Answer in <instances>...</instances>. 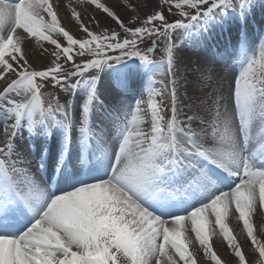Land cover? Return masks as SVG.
<instances>
[{
    "label": "snow or ice",
    "instance_id": "6c2138e0",
    "mask_svg": "<svg viewBox=\"0 0 264 264\" xmlns=\"http://www.w3.org/2000/svg\"><path fill=\"white\" fill-rule=\"evenodd\" d=\"M253 3L156 0L128 23L96 3L118 30L97 35L74 13L84 33L74 38L49 0H0V264H175L169 249L197 264L186 221L208 258L224 264L208 242L209 209L236 264H248L225 213L234 202L257 244L250 214L257 200L264 206V35L243 52L207 45L202 62L179 49L206 46L193 28ZM44 42L54 59L37 70L26 49ZM131 58L160 70L130 105L101 75ZM216 169L234 187L221 188ZM257 249L264 264V243Z\"/></svg>",
    "mask_w": 264,
    "mask_h": 264
},
{
    "label": "bare ground",
    "instance_id": "6f19581e",
    "mask_svg": "<svg viewBox=\"0 0 264 264\" xmlns=\"http://www.w3.org/2000/svg\"><path fill=\"white\" fill-rule=\"evenodd\" d=\"M8 2H15V0H8ZM49 2L53 5L54 11H56L59 22L62 20L65 23H61V26L65 28V30L69 32H73L74 28L72 26V21L67 20L68 13L71 12V9L79 2V0H49ZM156 0H144L143 3L138 4V9L144 11L146 10H152L153 6L155 5ZM94 11V10H93ZM81 16L84 15V11H81ZM45 21H50V18L46 14H41ZM66 17V18H65ZM237 17V15H236ZM231 19V16H225L222 17L220 22H218V25H216V34L212 36V38H204L201 34L202 28H193L192 34L193 36H199L204 39L206 46H196L193 43H187L188 46L192 47L195 51H200L201 54L200 58H202V61L210 56V50L209 47H207L208 43L212 40H215L216 42L220 43L221 41H229L232 42V36L230 38H223L224 31L228 29V22ZM213 23L209 22L207 26L210 28ZM110 26H115L114 23H110ZM261 29H264V25L261 27ZM213 30V28H212ZM18 33H22V29H17ZM261 35H264V32H261L260 29H258L255 33L251 35L250 38L247 39L249 48L254 47L255 44L259 43ZM236 39V38H235ZM233 50H238L239 43H235L234 45L230 46ZM38 48L37 46L29 47L26 49V54L30 60V63H32L33 68L37 70L46 69L47 67H43L44 63L39 59L40 54L37 53ZM36 61V62H35ZM36 64V65H35ZM135 70V68H133ZM240 70L239 66L236 65L232 69L233 72L238 73ZM118 70H106L104 74L101 77V85L103 88H109L108 84L109 82H114L115 85L118 86L119 89H123L126 91L124 86H121L122 82H127L132 77L131 70L118 72ZM128 71V72H127ZM3 82V80H0ZM4 83V82H3ZM131 90H128L126 92L125 97H120V100H123L127 104H134V99L130 98L132 89L136 90L138 89V86L136 84L131 83ZM4 85V84H3ZM102 90V89H99ZM113 95V94H112ZM102 98H105L102 95ZM52 167H49L48 171L50 172L53 170ZM216 174L221 177L222 183L220 184L221 188L224 190H228L231 187H234L235 183L237 182L234 178L228 177L227 174L221 172L219 169H216ZM222 207V205H221ZM205 216L207 219V233H208V242L212 245V250L215 251V253L221 258L222 261H224V264H236V261L238 260V257H235L232 253L228 251V249L231 250V248L228 246L226 239L224 238L223 233L221 232L219 226L216 224L215 221V213L209 209L206 210ZM250 222L253 224V230L256 236L257 244L264 243V206L260 205L259 201L257 200V203L255 205V208L253 212L250 214ZM225 225L231 232V234L234 236L235 240L240 244L241 250L245 254V259L248 262V264H259L260 256L256 249H253L249 247V244H254L252 239L247 236V230L243 226L242 220L239 218V214L235 210V204L234 202L229 205L228 211L225 213ZM191 225L189 221L185 222V243L189 246V251L192 250L194 253H201L202 255H206L204 253V250L201 246H199L198 240L195 238L194 232L190 230ZM257 244H254L257 247ZM169 252L172 256V259L175 261V264H178L177 258L175 256L176 252L174 249H169ZM178 254V253H177ZM179 256V255H178ZM180 261H183L179 257ZM199 264H215V262H199Z\"/></svg>",
    "mask_w": 264,
    "mask_h": 264
},
{
    "label": "rangeland",
    "instance_id": "374dc122",
    "mask_svg": "<svg viewBox=\"0 0 264 264\" xmlns=\"http://www.w3.org/2000/svg\"><path fill=\"white\" fill-rule=\"evenodd\" d=\"M143 1L144 0H118V3H117V0H96V3L104 4L106 7H111L112 10L115 11L121 17V19L125 21V23H128L129 17L142 18L145 16L146 13H150L151 10L145 9L144 11H142V10L138 9V4L143 3ZM96 3H93L92 0H79V2L71 9V12L68 13L67 18L65 17L67 20L69 19L73 22L72 26L74 28V31L70 32V34H72L74 36V38H81L84 36V33L80 30L79 22H77L75 19L74 13H79L80 22H82L84 25L89 27L90 30L97 35H101L105 30H107L109 32H111L114 29L118 30L116 28V24L114 23V21L103 11V9L97 8ZM128 6H131V7H128ZM133 8H135V11H132ZM80 10L84 11L83 16H81ZM236 15H237V17H236ZM225 16H231V19L229 20V23H231V25H233L234 23H238L239 19H241V20H246L247 24L254 22V24H250L252 27L251 29L256 30L255 29L256 27L258 29H261V27L264 25V0H254V3L248 9H246V11L244 12L243 15L239 11H231L230 10L227 13V15H225ZM225 16H223V17H225ZM221 19L222 18L210 21L213 23L210 28L206 25L205 28L201 29V34L203 35L204 38H212V36L215 35L214 33L216 31V25H218V22H220ZM60 22L65 23L62 20ZM110 23H114L115 26L111 27ZM129 26L134 27L135 25L129 24ZM212 28H213V30H212ZM246 35H250V34L247 32H240L239 34L236 35V37L239 38V40H241L240 49H239L241 52H243L244 48H245V41L243 42V38ZM102 39H103V37H102ZM62 43H63V41H62ZM208 45L224 46V45H227V43L225 41H221L220 43H218L215 40H212L211 42L208 43ZM37 48H38L37 53L40 54L39 59L42 61V63H44L43 67H49L52 60L54 59V57H52L50 55V53L53 51V46L44 42L42 44V46L38 44ZM162 48H163V44L158 46V50L156 53V60H160L162 58V56H161V49ZM44 49H47V52H45ZM179 54L181 55V57H183L187 60L202 62V58H200V55H199V54H201V52L197 51V50L195 51L192 47L188 46V44L183 45L179 49ZM126 62H130L132 64L130 66H125ZM61 63L65 67L68 66V65L64 64L63 59L61 60ZM191 67L197 68V67H199V64L193 62ZM122 68L123 69H132L131 70L132 71V73H131L132 77L133 78L138 77V78L142 79V82H141L142 91L140 90L137 93H133L132 99H134V103L137 100L141 99L146 94L147 88H148L149 83L151 82L153 76H155L157 74V72L160 70V67L156 64L147 65V64L141 63V61H139L136 58H131V59H126L121 64H117V65H114L112 67L106 68L104 70V72L108 69L117 70V69H122ZM133 68H135V70ZM41 70H44V69H41ZM104 72L102 73V75L104 74ZM102 75H101V77H102ZM157 80L159 81V75H157ZM3 84L4 83L2 81H0V88H2L4 86ZM108 84H110V85H108V87H109L108 89L114 90V92H112V94L114 96H117L118 98L125 97L124 96V95H126L125 91H122L121 89H119L118 86L114 84V82H109ZM42 91H53V89L48 87V88L43 89ZM56 94L59 95V93H56ZM101 99L105 100V98H102V95H101ZM62 102H63V100H62ZM107 103H108V101L105 100V104L102 105L103 107L100 106V112L101 113L104 112V110H105L104 107L107 105ZM249 245H250L249 247L256 249L258 251L257 247L254 244H249ZM228 251L230 253H232L233 255H235V253L232 252V250L228 249ZM190 252H192V250H190ZM195 254L197 255V264H199V262H201V261L209 262V263L213 262L212 260H210L208 258L207 255H202L201 253H195ZM178 255L179 254H177V253L175 254L177 261H178V264H183V261H180Z\"/></svg>",
    "mask_w": 264,
    "mask_h": 264
}]
</instances>
